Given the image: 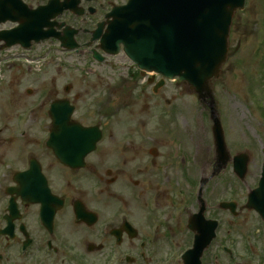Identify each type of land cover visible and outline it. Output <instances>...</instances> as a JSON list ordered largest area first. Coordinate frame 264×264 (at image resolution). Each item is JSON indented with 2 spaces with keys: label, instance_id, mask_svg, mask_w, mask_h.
<instances>
[{
  "label": "flooded vegetation",
  "instance_id": "af4514ba",
  "mask_svg": "<svg viewBox=\"0 0 264 264\" xmlns=\"http://www.w3.org/2000/svg\"><path fill=\"white\" fill-rule=\"evenodd\" d=\"M115 144L119 145L117 139L110 137L105 144L107 147L104 146L102 152L90 159L91 163L84 180L87 184H96L99 180L102 182L100 185L101 193L98 196H95L89 188L81 193L78 190L75 192V172L69 168L61 167L51 153L41 152L33 155L40 161L42 170L51 187L65 199L64 207L57 211L56 221H58V225L55 226V233H57L56 237L61 238L66 246H78L83 241L87 246L90 244L103 245L106 240H104V237L112 238L116 242V238L111 236V231L114 228L121 227V215L124 212L127 213L128 221L135 227L137 237L130 239L126 233H123L122 243L129 246L133 252L138 253L139 250L142 251L145 248L146 243L150 240V234L158 219L156 216L150 215L147 200L143 203L139 201L138 185L124 190L120 180L123 174L135 171L141 152L136 144L125 149L117 148L116 152H108L107 148ZM129 150L132 151L131 154H129ZM29 160L23 157L19 159L21 170L28 168ZM112 168L119 172L113 171L108 176L107 171ZM118 180H120L119 183ZM70 193H72V196L67 199L66 194ZM81 194L87 206L98 208L100 211L99 223L93 227L76 222L72 201L73 197ZM8 202L9 198L6 200V216H8ZM17 206L21 213L20 218L14 222V232L18 238L17 240L22 247L26 241V237L22 233V228H25L32 239L33 245L39 251H36L34 258L27 262L56 263L59 252L58 245L42 225L41 206L25 204L21 199H17ZM209 209L208 206L207 212ZM223 219L226 221L223 236L228 237L229 234L234 233V217L231 213L225 212L223 213ZM102 223H107L106 227L108 228H106L105 236H98ZM255 229L256 227L252 223L246 226V237L243 245L245 264H261V262L264 264V249L262 250L264 233L256 234ZM49 242L53 248L49 247ZM206 264H218V261L217 259L212 261L207 258Z\"/></svg>",
  "mask_w": 264,
  "mask_h": 264
},
{
  "label": "rangeland",
  "instance_id": "374dc122",
  "mask_svg": "<svg viewBox=\"0 0 264 264\" xmlns=\"http://www.w3.org/2000/svg\"><path fill=\"white\" fill-rule=\"evenodd\" d=\"M263 6L262 0H250L245 11L236 15L231 34L229 60L221 78L215 83L216 98L227 116L225 126L229 142L241 139H246L248 142H259L264 139V113L261 114V109L258 108L254 100L255 94L258 93V88L254 85L256 82L259 83L258 79L262 74L259 57L263 58L264 52L257 48L258 43L255 42L252 35L254 30L250 27L257 24L264 16ZM239 63L241 66H238ZM45 72L47 73V71ZM71 72L77 71H73L71 68ZM39 77L40 75L37 73L33 79L23 81L21 87L37 89L39 85L36 80ZM168 95L170 96V94ZM37 97V95L27 97V106L34 104ZM181 103L185 106L197 104L194 98H190L184 93H182ZM186 110L189 109L186 108ZM0 114H2L1 111ZM198 115L199 113L196 112L194 120L200 122L201 118H198ZM193 134L194 138H206L205 130L197 129ZM257 146L259 149L264 148V141ZM260 159L261 155L258 151L255 162L257 166V161ZM251 167L254 168V163L251 164Z\"/></svg>",
  "mask_w": 264,
  "mask_h": 264
}]
</instances>
